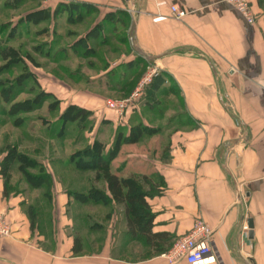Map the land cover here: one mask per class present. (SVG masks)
<instances>
[{"label":"crops","instance_id":"1","mask_svg":"<svg viewBox=\"0 0 264 264\" xmlns=\"http://www.w3.org/2000/svg\"><path fill=\"white\" fill-rule=\"evenodd\" d=\"M71 1L94 7L91 28L101 27L108 37L128 33L133 51L113 49L100 73L114 78L111 91L117 87L122 97L129 95L149 63L159 74L137 101L138 110L153 113L157 97L170 95L171 114L122 116L123 123L157 130L123 143L112 160L113 170L125 177L150 175L154 184L147 200L158 236L151 243L132 232L123 203L85 197L91 187L106 189L111 197L94 170H77L93 175L73 190L49 162L54 181L51 195L45 194L43 185H32L21 172L14 179L17 170L6 181V152L0 151V214L12 227L10 235L0 236V264H167L161 254L198 219L212 229L222 261L207 264H264V11L259 0H250L256 14L252 23L224 0H58ZM175 3L187 9L185 17H174ZM122 14L129 18L128 30L118 24ZM134 19V43L144 54L130 40ZM89 102L80 106L96 111L101 106L98 100ZM112 114L104 117L112 130L107 149L125 129L118 113ZM97 128L90 142L102 140ZM157 247L162 253H154Z\"/></svg>","mask_w":264,"mask_h":264},{"label":"rangeland","instance_id":"2","mask_svg":"<svg viewBox=\"0 0 264 264\" xmlns=\"http://www.w3.org/2000/svg\"><path fill=\"white\" fill-rule=\"evenodd\" d=\"M69 3L85 4L81 19L77 12L70 13L68 8L63 10L64 3L58 0H0V49L10 47L16 53L9 59L0 55V151L5 152L7 147L14 145L18 152L37 157L45 165L56 163L53 167L57 174L74 190L79 189L82 181L89 182L93 172L77 171L74 163H68L72 154L92 143V132L97 126L99 138L106 144L110 141L112 130L104 117L113 116L114 112L108 110V97L123 99L130 96L140 79L127 96L122 97L117 87L116 91L110 90L114 78L100 73L107 68L106 57L113 49L119 54L133 51L128 33L120 31L108 37L104 31L100 34L95 28L92 31L90 14L94 7L88 3ZM259 5L264 11V0ZM122 18L128 21L126 17ZM120 22L118 24L122 26L124 23ZM124 26L128 30L126 23ZM106 27L104 24L103 28ZM178 95L175 93L173 98ZM169 96L167 93L157 97L159 105L155 101L150 106L153 113L138 110L137 105L127 113L133 118H153L154 111H157L156 115L171 114ZM94 100L101 106L96 107L97 111L90 108L91 113L82 120L84 127L81 121H66L65 126H61L62 115L71 103L89 105V101ZM175 109L177 112L182 110ZM127 113L118 114L119 123L125 127L121 134L129 124L137 125L130 121L123 123L121 118ZM29 169L32 173L38 172V169ZM21 175L16 172L14 179Z\"/></svg>","mask_w":264,"mask_h":264},{"label":"trees","instance_id":"3","mask_svg":"<svg viewBox=\"0 0 264 264\" xmlns=\"http://www.w3.org/2000/svg\"><path fill=\"white\" fill-rule=\"evenodd\" d=\"M260 1L261 0H259V2ZM84 7H86L85 4L64 3V6L61 8H63V10L67 8L70 9V13L73 11L77 12L81 19L82 10H85ZM61 8H58L57 10L60 11ZM122 17H126V15L122 14L118 17V20L128 25L129 18L126 17V20L128 21L125 22ZM94 28L97 30V33L102 31V28L99 26H95ZM90 33L91 32H89V35ZM12 50L14 51L15 49L10 47L6 49L1 48V57L9 59L11 56H15L16 53L12 52ZM90 113V109L71 103L62 115L63 118H61V126L64 127L66 121H81V126L84 127L85 123L82 120H85L87 114ZM156 130L157 128L155 127L145 125L141 122L137 123V125L131 127L130 134L128 136L122 137L121 132H119L117 139L111 148L107 149L104 141L95 139L85 148L75 151L72 154V159L68 161V163H74L77 170H94L95 178L104 181L107 185V189L111 193V197H109L106 193V189L91 187L89 188V193L85 196L87 199L95 198L106 202L109 198H111L116 202L123 203L126 209L129 228L136 234L140 233L146 236V239L151 243L155 242V237L158 236L157 233L152 232L154 214L147 200L149 192L153 189V180L148 174L133 172L125 177L121 173L113 170L112 160L119 153L123 143L138 142L143 137L154 133ZM5 150L6 156L3 162V172L6 176V181L11 176L12 171L17 170L18 172L23 173L32 185H43L45 194L48 193L51 195L54 178L52 172L48 170L42 160L37 157L28 156L26 153L18 152L17 147L14 145L7 147ZM29 168L38 169V172L32 173ZM80 248V238L76 237L74 249L78 251ZM154 250V253L160 254L162 253L163 247H157Z\"/></svg>","mask_w":264,"mask_h":264},{"label":"built area","instance_id":"4","mask_svg":"<svg viewBox=\"0 0 264 264\" xmlns=\"http://www.w3.org/2000/svg\"><path fill=\"white\" fill-rule=\"evenodd\" d=\"M233 5L245 19L252 23L256 20V14L252 9L250 0H224ZM171 12L175 18L181 19L188 13L187 9L178 4L171 5ZM159 74L157 67L148 65L146 73L139 81L136 89L130 96L123 99H109L107 107L118 113L124 114L133 108L137 101L144 95L146 87L151 84ZM247 228V226H245ZM12 233V227L7 218L0 214V236H8ZM167 264H176L179 260L185 259L190 264H207L218 259L219 251L213 238L212 229L201 219L195 221L192 229L179 236L171 247L161 254Z\"/></svg>","mask_w":264,"mask_h":264},{"label":"water","instance_id":"5","mask_svg":"<svg viewBox=\"0 0 264 264\" xmlns=\"http://www.w3.org/2000/svg\"><path fill=\"white\" fill-rule=\"evenodd\" d=\"M135 27H136V19H134V20L132 21V24H131L130 29H129L130 40H131V42H132L133 47H134L139 53L144 54L140 49H138V48L136 47V45H135V43H134V30H135ZM237 164H238L239 167L242 165L241 157H240L239 155L237 156ZM248 223H249V227L252 228L253 225H252V221H251V219H249Z\"/></svg>","mask_w":264,"mask_h":264}]
</instances>
